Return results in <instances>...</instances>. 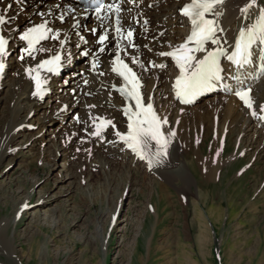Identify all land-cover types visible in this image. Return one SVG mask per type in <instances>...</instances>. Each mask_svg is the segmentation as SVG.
Masks as SVG:
<instances>
[{
    "label": "rangeland",
    "instance_id": "rangeland-1",
    "mask_svg": "<svg viewBox=\"0 0 264 264\" xmlns=\"http://www.w3.org/2000/svg\"><path fill=\"white\" fill-rule=\"evenodd\" d=\"M169 3L165 1L159 7ZM150 8L148 5L147 9ZM261 8L264 0H256V6L247 17L243 15L237 20L232 32L254 23ZM92 29L90 33L95 39ZM130 49L136 50L132 46ZM84 52L79 48L73 52L77 84L83 89L90 86L86 78L92 71L93 58V54ZM150 64L146 66L154 69ZM169 70L168 75H172V69ZM65 77L62 75L61 79L67 84ZM13 79L8 78L0 91L3 102L8 99ZM71 87L67 88L69 94ZM52 95H46L51 107H57L61 101L68 108L62 114L66 122L58 132L65 135L77 130L66 153L63 149L56 154L46 151L38 158L36 148L21 145L20 136L11 146L16 150L8 151L0 161V222L9 221L6 237L13 241L10 253L0 239V264H264V153L253 164L249 161L256 146L243 157L244 152L234 149L233 141L223 136L221 140L216 130L208 136L206 122H192L190 148L181 155L196 177L189 187L185 188L182 179L165 183V179L155 177L143 166L134 172L136 175L128 176L119 166L109 164L103 169L94 163L96 159L86 160L85 140L94 130L93 123L87 120L83 109L70 106L65 94L51 99ZM3 102L0 130L9 114ZM46 122L50 128L51 123ZM79 125L86 126L80 134ZM29 126L22 127L26 135L35 133L40 122L34 120ZM44 131L41 148L48 150L53 136ZM251 135L245 137V147ZM200 152L213 158L219 155L221 159L212 180L201 176L196 160ZM69 168L75 175L72 178L67 172ZM157 182L164 187H158ZM235 190L237 195H233L242 208L237 217L229 216L225 202L219 206V199L225 198L227 191L232 194ZM212 196L215 201L207 200L202 210L194 206L201 197ZM199 212L205 221L203 229Z\"/></svg>",
    "mask_w": 264,
    "mask_h": 264
},
{
    "label": "bare ground",
    "instance_id": "bare-ground-1",
    "mask_svg": "<svg viewBox=\"0 0 264 264\" xmlns=\"http://www.w3.org/2000/svg\"><path fill=\"white\" fill-rule=\"evenodd\" d=\"M165 1H171V3L159 7ZM188 1L104 0L106 5L113 4L120 7L119 18L123 36L117 41L118 34L115 32L116 16L108 9L100 13L102 17H105L104 19H98L97 13H95L94 16H89L86 20L82 17L85 11H83L84 8L78 0H0V15H3L8 21L7 24L0 26V30L9 41V54L3 61L4 70L0 73V91L3 85L7 83L8 78H14L13 81L11 80L13 83L8 88V99L6 98L5 102L0 100V104L3 102L6 108L9 109V114L3 122L4 126L0 130V161L8 151L16 150V148L12 149L11 146L20 136L22 137L21 145H28L30 149L36 148L38 158L43 157L46 151L56 154L63 149L65 153L68 152V145L77 129L72 131V134L68 133L69 135H62L58 132L66 122V117L62 114L67 111V105L60 101L57 107L53 108L51 107V102L46 101L47 96H43V99L34 96L33 92L36 90L35 82L26 74V69L35 68L41 60L52 57L56 53L61 55L63 65L60 76L50 77L45 74L42 75V80H46L47 88L54 94L51 99L60 94L61 96L65 94L67 96L66 99L71 103L70 106L83 109L87 120L92 122L93 125L94 122L90 117H103L106 120H111L115 125V129L109 126L102 132L100 137L93 136L92 132L94 130L91 132L89 130L90 133H88V137L85 140L87 142V152L84 157L86 160L96 159L93 162L95 164L98 163L103 169H106L105 167L109 164L119 166L129 176L136 175L134 172L143 166L144 169L149 168V172L155 177L165 179V183L182 179L185 188L189 187L196 177L188 167L187 160L182 158L181 155L185 154L190 148L191 132L193 133L194 131L191 126L192 122L194 124L196 122L198 124L206 122L205 131L207 135L212 130H216L221 136V140L223 136L225 140L229 139L231 143L234 142V149L244 152L243 157H247L248 153L254 150V146H256L249 161L253 164L256 160H259L258 158L264 153V125L261 122L262 112L260 111L261 106H264V91H262L264 87V53L260 52L259 45L254 46L252 63L242 69L233 68L226 57L222 56L220 58L221 67L223 68L221 75L224 79L220 84L216 85L212 93L205 95L204 98L199 99L191 106L180 105L176 98L173 82L174 78L179 75V69L170 57H161L157 53L171 51L172 48L184 43L186 40L191 24L184 16L179 15V11L183 4ZM247 3L248 0H224V3L217 6L216 9L221 14L216 17H210L216 19L219 28L223 29V32L219 33V35L222 41H228L224 47L229 52H231L235 39L239 34L238 32L234 34L232 29L235 28L237 20L240 17L242 18L243 15L240 9ZM148 5L151 7L149 10L147 9ZM131 7L133 8L130 9ZM69 9L71 10L69 11ZM42 15H45V18L41 19ZM61 16H63V22H61ZM45 20L49 21L48 27L60 33V40H63L66 35L68 37L67 42L61 48L59 40L48 39L42 41L38 47L42 46L49 49V51L36 53L35 59L25 55V58L21 60L20 56L23 54L24 44L19 40V34L27 28L43 23ZM67 23V27L64 28V24ZM91 28L97 30L94 36L95 39L90 33ZM129 29L133 31L132 40L136 48L135 51H131V46L126 43L127 41H124ZM103 32L108 34V40L105 42L107 45L105 52L98 53L97 67L95 69L90 67L92 71H89L86 78L90 86L85 89L83 87L80 88L76 80L78 77L76 75L77 65L73 52L78 48L79 51H86L90 55L98 52L100 45L95 43V40L97 41L99 34ZM84 41L87 42V46H84ZM117 42L121 45L122 58L131 64L137 72L142 84L144 102H149V98H151L155 113L161 119L167 120V123L163 126L165 136L169 139L166 155L157 156V148L153 142L149 144L146 158L140 159L115 135L117 130L122 134L126 133L128 122L122 111L123 103L120 93L113 89L114 85L117 88L121 85L120 77L111 70V61L116 55L115 46ZM206 47L211 50L213 46L208 45ZM196 55L202 58L203 53H196ZM133 58H138L139 64L144 67L141 68L137 64H133ZM149 62L155 64L164 63L166 68L154 67V69H150L146 66ZM169 69H172V75H168ZM100 73H103V75ZM62 75H66L67 84L61 79ZM240 79L241 81L238 82ZM222 85H227L231 90H226ZM68 86H72L73 91L71 94L68 92ZM247 89H251L252 109L247 108L234 97L235 91ZM87 101L89 103L86 104ZM252 112H255L256 115L253 116ZM34 120L40 122L38 130L33 134H24L22 127L32 125ZM46 121L51 123L50 128L47 127ZM80 127L78 128L80 130L79 134L81 129H85L86 126ZM45 129L46 132L49 131L53 136L50 147L47 148L48 150L41 148ZM170 132H174L175 135L168 136ZM249 133H252V135L250 140L247 141V147H245L243 144L244 139ZM204 139L206 140L207 137ZM201 152L196 154L201 176L204 179L212 180L217 174L221 159L219 155L217 158H213L210 154L201 155ZM148 157L153 159L151 166H149ZM67 172L70 178L75 176L70 168ZM156 185L160 188L164 187L162 182H157ZM198 191L201 192V190ZM200 192L198 195H200ZM237 192L238 190H235L231 194L227 191L226 197L219 199V206L221 204L224 205V202L226 203V209L230 213L229 216L235 215L237 217L241 215L242 208H240L235 199L236 197L233 195H237ZM207 200L213 202L215 198L214 196L209 199L201 197L198 202H194V206L200 207V210H202V206L208 203ZM21 207L23 206L21 205ZM18 213L19 210L17 209V215ZM197 216L200 226L202 229L205 228L203 215L199 212ZM8 222L6 220L0 222V239L4 248L8 252L13 253V241L6 237Z\"/></svg>",
    "mask_w": 264,
    "mask_h": 264
},
{
    "label": "snow or ice",
    "instance_id": "snow-or-ice-1",
    "mask_svg": "<svg viewBox=\"0 0 264 264\" xmlns=\"http://www.w3.org/2000/svg\"><path fill=\"white\" fill-rule=\"evenodd\" d=\"M224 0H190L180 9V14L188 19L191 24L190 35L186 38L184 43L172 48L171 51H162L157 53L161 57H170L174 61L175 66L179 69V75L173 85L176 97L181 103H190L197 96L214 88L224 79L221 75L223 68L221 67V57L226 59L238 69L252 63L254 46L259 45L261 52L264 53V8L259 9V15L254 23L247 25L239 30V34L235 39L231 52H229L224 45L228 43L227 40H221L219 33L223 29L219 28L216 19L210 17L219 16L221 13L217 12V6L222 5ZM94 11L97 13L98 19H104L100 13L105 9L110 10L115 14V32L117 41L123 36L120 27V7L113 4H105L103 0H92ZM256 6V0H248V3L240 9L242 15L247 17L251 8ZM71 9H69L70 11ZM63 22V16L60 17ZM8 21L3 15H0V26L7 24ZM92 33L95 35L97 30L93 28ZM133 31H127L126 38L129 46L135 48L132 40ZM19 40L23 42L22 55L20 59L23 60L25 55L31 59H35L36 53H44L49 49L38 47L42 41L48 39L59 40L61 48L67 42L68 37L65 35L63 40H60V33L48 27L47 21L44 23L34 25L27 28L19 34ZM83 40V38H81ZM108 40L107 32L99 34L96 41L100 45L98 52L93 53L92 67L95 69L98 65V53H104L106 48V41ZM86 43V41H84ZM9 41L5 36L0 35V72L4 70V59L8 56ZM213 46L211 50L206 46ZM79 46V45H78ZM118 51L115 58L111 61L112 72L116 73L122 78L123 83L119 88L115 85L113 89L118 91L125 99L126 106L122 109L127 118V132L122 134L120 131H115V135L128 148H130L140 159L146 158V153L150 143L156 145V155H166V148L169 143L168 137L165 136L163 126L167 123L166 119H161L154 111L151 98L149 102L145 103L141 88L142 84L137 74L126 64L120 56L121 45L116 44ZM196 53H203L202 58L198 57ZM88 55L87 52L83 53ZM61 55L56 53L49 59L41 60L35 68L26 69V74L35 82L36 90L33 92L34 96L43 99L44 84L46 80H42L41 71L55 73L60 66ZM133 64H139L138 58H133ZM150 66L160 69L166 68L164 63H151ZM147 70V69H145ZM103 75V73H100ZM238 79V78H237ZM226 90H231L227 85H222ZM251 89L237 90L235 95L242 101V103L249 109L253 107V101L250 97ZM134 103V108L128 102ZM94 107V106H93ZM261 112H264V106H261ZM255 116L256 113L252 112ZM94 122L93 136L100 137L102 132L109 126L115 129V125L111 120H106L103 117H90ZM264 119V117H261ZM174 132L168 133V136H174ZM149 166L152 165L153 159L148 157Z\"/></svg>",
    "mask_w": 264,
    "mask_h": 264
}]
</instances>
